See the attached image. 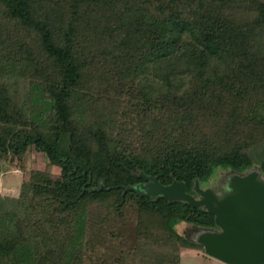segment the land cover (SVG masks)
<instances>
[{
	"label": "trees",
	"instance_id": "trees-1",
	"mask_svg": "<svg viewBox=\"0 0 264 264\" xmlns=\"http://www.w3.org/2000/svg\"><path fill=\"white\" fill-rule=\"evenodd\" d=\"M31 151L55 169L0 193V264L203 251L176 224L212 213L122 184L264 170V0H0V174Z\"/></svg>",
	"mask_w": 264,
	"mask_h": 264
},
{
	"label": "water",
	"instance_id": "water-1",
	"mask_svg": "<svg viewBox=\"0 0 264 264\" xmlns=\"http://www.w3.org/2000/svg\"><path fill=\"white\" fill-rule=\"evenodd\" d=\"M136 175L146 181L122 184L125 190L184 200L213 214L215 227L192 224L185 234L201 244L205 254L227 264L264 263V170L259 165L252 164L241 170L228 167L213 186L200 187L195 179L193 187L198 197L186 190L182 180L162 184L156 176L143 171Z\"/></svg>",
	"mask_w": 264,
	"mask_h": 264
},
{
	"label": "rangeland",
	"instance_id": "rangeland-1",
	"mask_svg": "<svg viewBox=\"0 0 264 264\" xmlns=\"http://www.w3.org/2000/svg\"><path fill=\"white\" fill-rule=\"evenodd\" d=\"M24 163H25L24 167L14 166L12 168H8V165L5 166L6 170L12 169V171H9V172L3 171V173L0 174L1 176L0 193L1 194L16 195L18 191L17 186H18L19 180L21 179V175H24L25 177H29L30 172H32L34 169H37V168L47 169L50 171H54L55 169L54 167L52 168L51 166H48L47 163H45V160L42 156L32 151L28 152ZM225 171L226 169L223 171L222 175L225 173ZM222 175L220 176V178L222 177ZM176 225H177V230L179 232L183 233L184 235L186 233H189L188 228L191 225L186 228L182 227L183 224L178 223ZM123 239H124L123 241L125 242L128 240L126 236H124ZM180 263L181 264H226L215 257L205 254L204 251H202L201 249H197L194 247H186L181 251ZM260 264H264V263H260Z\"/></svg>",
	"mask_w": 264,
	"mask_h": 264
},
{
	"label": "flooded vegetation",
	"instance_id": "flooded-vegetation-1",
	"mask_svg": "<svg viewBox=\"0 0 264 264\" xmlns=\"http://www.w3.org/2000/svg\"><path fill=\"white\" fill-rule=\"evenodd\" d=\"M146 180H144V181H140V182H145ZM139 183V182H138ZM215 184V183H214ZM213 184V185H214ZM213 185H210V186H213ZM194 197H198V195L197 196H194ZM178 224V223H177ZM179 224H183V228H186V227H188V226H190V225H192V224H185L183 221L182 222H179ZM176 228H177V225H176ZM184 230V229H183Z\"/></svg>",
	"mask_w": 264,
	"mask_h": 264
}]
</instances>
